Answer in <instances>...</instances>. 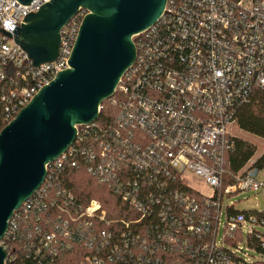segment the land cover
I'll return each mask as SVG.
<instances>
[{
    "label": "built area",
    "instance_id": "built-area-1",
    "mask_svg": "<svg viewBox=\"0 0 264 264\" xmlns=\"http://www.w3.org/2000/svg\"><path fill=\"white\" fill-rule=\"evenodd\" d=\"M50 0H0V124L68 67L87 10L60 31L58 55L34 66L14 40L25 15ZM135 59L108 105L113 117L76 125L74 141L45 165L41 185L13 212L0 240L3 264H264V206L223 209L242 190L264 197V166L250 162L223 186L229 126L252 91L264 90V0H166L159 19L132 37ZM99 112L101 106H99ZM81 168L123 204L108 214L98 199L78 200L64 184ZM211 188L205 195L186 178ZM234 209L232 212L230 209ZM222 212L224 235L217 239Z\"/></svg>",
    "mask_w": 264,
    "mask_h": 264
},
{
    "label": "water",
    "instance_id": "water-1",
    "mask_svg": "<svg viewBox=\"0 0 264 264\" xmlns=\"http://www.w3.org/2000/svg\"><path fill=\"white\" fill-rule=\"evenodd\" d=\"M29 4L31 0H18ZM166 0H50L13 29L34 66L56 59L60 31L79 9L68 67L42 86L0 130V240L13 212L41 185L45 165L74 141L76 125L97 119L135 59L132 37L154 24ZM5 251L0 245V264Z\"/></svg>",
    "mask_w": 264,
    "mask_h": 264
},
{
    "label": "trees",
    "instance_id": "trees-1",
    "mask_svg": "<svg viewBox=\"0 0 264 264\" xmlns=\"http://www.w3.org/2000/svg\"><path fill=\"white\" fill-rule=\"evenodd\" d=\"M99 120L110 118L106 116L110 109L115 108L108 105V100H104L100 105ZM236 124L240 130L246 131L258 137L264 138V90L254 88L247 103L242 104L236 112ZM0 124V130L4 127ZM234 142L233 148L226 152L227 170L223 181V186L236 182V174L252 159L255 154L256 146L239 137H232ZM258 167L264 166V153L253 161ZM64 184L69 188L78 200L87 201L89 199H98L108 214L121 213L123 204L112 194V192L102 183L92 178L81 168L71 169L66 172ZM234 209H230L232 212ZM236 211V210H235ZM238 234V235H237ZM240 232L236 233L238 237ZM260 251V250H258ZM67 259H59L49 264H69ZM8 264H37L25 257L19 256L15 261Z\"/></svg>",
    "mask_w": 264,
    "mask_h": 264
},
{
    "label": "rangeland",
    "instance_id": "rangeland-1",
    "mask_svg": "<svg viewBox=\"0 0 264 264\" xmlns=\"http://www.w3.org/2000/svg\"><path fill=\"white\" fill-rule=\"evenodd\" d=\"M115 114H116V108L115 110L110 109L107 112L106 116L113 117ZM229 131L232 137H239L244 140H247L248 142H252L253 144H255L256 151L253 156L254 158L251 160V162H253L255 158H258L262 153H264V138H261L251 133H248L246 131L240 130L237 127L236 123L229 126ZM247 164H250V161ZM263 171H264V168H263ZM186 180L190 186L199 190L201 193L205 195H209L212 193L211 188L208 187L206 184H204L199 178L188 176ZM222 205H223V209L225 206L233 205L234 209L237 211L259 210L263 208L264 206V197L262 196L261 192L242 190L236 193L225 195L223 198ZM225 222H226V215H225V212H222L221 217H220V224L218 226V233H217L218 240H220L221 237L224 235ZM256 228L257 230L264 232V229L262 227H256ZM245 234H246V228H243V230L241 231V234L238 237L236 236L237 245L241 246L243 251L253 256L254 259L258 260L259 262H262V259L264 258V255L262 252L256 251V250H250L247 248V245L245 243V239H246Z\"/></svg>",
    "mask_w": 264,
    "mask_h": 264
},
{
    "label": "crops",
    "instance_id": "crops-1",
    "mask_svg": "<svg viewBox=\"0 0 264 264\" xmlns=\"http://www.w3.org/2000/svg\"><path fill=\"white\" fill-rule=\"evenodd\" d=\"M253 158H254V157H252V159H253ZM252 159H251V160H252ZM255 159H256V158H255ZM251 160H250V162H251ZM253 161H254V160H253Z\"/></svg>",
    "mask_w": 264,
    "mask_h": 264
}]
</instances>
